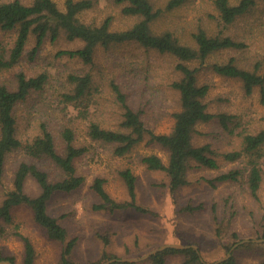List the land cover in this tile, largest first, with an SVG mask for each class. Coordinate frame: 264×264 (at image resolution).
<instances>
[{
    "label": "rangeland",
    "instance_id": "1",
    "mask_svg": "<svg viewBox=\"0 0 264 264\" xmlns=\"http://www.w3.org/2000/svg\"><path fill=\"white\" fill-rule=\"evenodd\" d=\"M22 1L31 3L32 0ZM55 1L60 8H64L65 0ZM167 1L151 0L155 8L162 9L165 8ZM109 15L112 16L113 29L129 27L137 20L136 17L124 15L122 5L115 3L114 0H95L94 6L79 16L86 23H100ZM263 21L264 0H259L251 12L226 26L219 20L213 0H186L176 9H164L152 23L154 31L171 30L181 41L192 45H196L192 33L199 27L205 28L210 35L222 31L245 43L242 48L224 49L213 54L202 66L200 82L210 84L205 99L208 109L215 114L224 112L232 117L228 122V128L222 125L218 116L197 125L194 143L210 142L219 154L221 167L208 169L191 166L188 172L189 183L175 193V199L169 191L168 177L165 173L151 171L141 161L143 155L157 153L166 162L168 160L166 149L158 144L143 141L131 152L121 156L115 155L110 144L93 141L87 136L86 120L79 118L70 123L77 131V144L89 147L76 161L79 173L84 174L86 180L76 190L56 192L48 201V211L68 229L70 237H77L70 258L72 264H93L104 253L109 254L110 258L102 261V264L114 258L140 259L149 251L170 243L194 244L203 255L200 264H220L219 260L229 253L225 250V245L233 246L245 239L247 240L245 242H264V173L257 196L252 193L243 178L237 181H223L216 186L210 185L204 178L214 177L219 172L231 168L243 169L246 175L244 166L249 158L248 154H244L239 160L227 161L222 153L240 149L246 133L257 132L264 127V104L260 101L259 88L248 94L239 78L215 73L208 65L235 57L239 66L255 69L256 65H259V72H263L264 28L260 25ZM15 35V31L2 32L0 41L11 47ZM34 44L35 37L31 36L19 64L0 77V81L14 86V78L19 70H24L30 76L42 71L50 75L44 90L33 94L19 110L24 131L29 132V121L36 125L38 116L45 110L51 128L54 129L56 136L57 134L60 136V128L66 120L61 116V111L54 108L57 107L58 94L69 85L67 79L70 73L85 71L91 72L101 85H106L107 81L114 77L123 85H126L127 80L126 87L138 99L140 106L147 102L148 94L156 81L157 102L145 105L144 117L156 132H169L172 129L173 112L179 109V105L177 93L165 84V78L175 75L172 71L175 60L170 56L141 49L132 43H124L109 49L99 46L95 63L92 65L84 64L67 55H59L60 50L83 45L80 39L69 40L64 34L56 40L47 37L35 59H31L30 51ZM140 91L146 92L145 97L139 95ZM111 95L112 92L104 88L102 93L97 94L101 111L110 112L99 117L98 113L101 112L99 110L93 118L99 117L106 125L116 127L119 113L113 100L111 101L113 98ZM44 98L50 104L48 107L41 106ZM70 110L71 114L77 112L76 109ZM56 142L58 150L63 152L64 146L58 136ZM19 156L11 157L8 177L0 184V200L7 190L12 188L11 164ZM260 162L264 169V156ZM45 166L49 168L52 180L60 178L55 167L47 164ZM127 167L131 168L137 177V203L148 211L143 212L136 208L98 209L97 205L101 200L91 187L94 179L97 176L105 178V188L110 195L119 202L127 201L128 189L120 174V170ZM26 189L34 195L40 191L38 183L32 178L28 179ZM187 204L203 206L198 210L184 211L182 208ZM13 214L14 222L5 224V233L0 234V252L6 256H14L15 264H24V242L16 234L18 231L32 239L37 251L36 264H61L63 243L47 236L43 227L35 222L32 209L21 204L13 210ZM234 233L239 235L237 240L233 236ZM104 236L109 238L108 244H105ZM262 247L235 250L239 264H258L264 258ZM181 260L180 254H171L168 257V264H180ZM112 261L107 264H111ZM133 262L150 264L147 258Z\"/></svg>",
    "mask_w": 264,
    "mask_h": 264
},
{
    "label": "trees",
    "instance_id": "2",
    "mask_svg": "<svg viewBox=\"0 0 264 264\" xmlns=\"http://www.w3.org/2000/svg\"><path fill=\"white\" fill-rule=\"evenodd\" d=\"M186 0H168L165 8H155L151 0H114L122 5L124 15L136 17L137 20L129 27L113 29L112 16H107L100 23H86L80 18V13L94 6L95 0H65L64 8H60L55 0H32L25 3L22 0L0 1V33L15 31L14 43L11 47L0 41V77L2 74L17 66L24 54L31 36L35 37V44L30 51V58L35 59L47 37L58 39L62 34L69 40L80 39L83 45L74 49L60 50L59 55H67L84 64H94L96 51L99 46L109 49L124 43H132L147 51H155L162 55L170 56L175 62L172 71L175 75L165 78V84L177 93L179 109L173 112L174 124L169 132H156L145 120V105L157 102L158 91L152 86L146 103L139 105V101L126 85L118 78H110L106 85L97 82L89 71L82 73L72 72L68 75L69 85L58 94L57 108L61 111L66 122L60 128V136L64 151L57 147V136L51 128L50 120L44 110L39 116L36 125L29 121V132L24 131L21 125L19 110L35 93L44 90L49 81V73L42 71L36 75H28L24 70H19L15 75V85L10 86L0 81V184L8 177V165L11 157L20 155L11 164L12 188L7 190L0 200V234L5 233V224L14 222L13 210L21 205L29 206L33 211L35 222L45 230L51 239L63 243L61 264H72L70 260L77 243V237H70L68 229L59 219L48 211V201L58 191L70 192L78 189L85 183V175L79 173L77 159L88 151L87 145L76 142L77 131L70 124L75 119L82 118L88 122L86 134L96 142L110 144L115 155H125L143 142L155 143L168 152L165 162L157 153L145 154L141 161L151 171H160L168 177V188L175 199V193L189 183L188 172L191 166L208 169H219L218 152L210 142L194 143V135L200 122H208L218 116L225 128L229 127L231 115L227 113L215 114L208 109L205 99L210 90L208 82H200L202 66L215 53L224 49H237L245 46L242 41L236 40L232 35L222 31L210 35L205 28L199 27L192 33L196 45L180 40L171 30L156 32L152 23L165 10H173L185 3ZM259 0H213L218 11L219 20L226 26L235 22L239 17L247 15L257 5ZM264 28V21L260 23ZM208 67L215 73L239 78L243 88L252 94L256 88L260 91V101L264 104V71L259 72V65L255 69H246L239 66L235 57L227 61L209 63ZM151 80L150 75H148ZM104 90L112 92L111 101L119 113L116 127L106 125L102 117L110 112L98 106L97 94ZM145 97L146 92L140 91L139 95ZM132 96V98H131ZM41 101V100H40ZM136 101V103L134 102ZM41 106L48 107L44 98ZM59 104V105H58ZM114 107V109H115ZM70 109H76V114H71ZM98 118L93 116L98 112ZM30 120V118H29ZM248 154L244 169L231 168L221 171L205 181L216 186L223 181L246 180L252 193L257 196L258 189L263 179V167L260 159L264 156V127L257 132H249L243 136L240 149L222 153L227 161L241 159ZM52 165L59 172L60 178L52 180L49 168ZM120 174L128 189L129 199L119 202L113 198L105 188V178L97 176L92 189L101 200L97 208L117 210L119 208H136L143 212L148 209L137 203L136 181L137 177L129 167L121 169ZM29 178L34 179L40 191L30 194L26 189ZM203 205L187 204L184 211H194ZM219 231V230H218ZM16 234L24 242V264H36L37 251L32 239L21 232ZM237 240L239 235L234 233ZM105 244L109 238L104 236ZM264 242L249 241L240 243L235 249L261 247ZM231 245H225L228 252ZM220 262V264H239L235 251ZM171 254H180V264H200L203 255L194 247L169 246L152 253L148 258L150 264H168ZM110 258L104 253L93 264H102ZM9 260L15 264V257L4 255L0 252V261ZM133 261H112L111 264H133ZM258 264H264V258Z\"/></svg>",
    "mask_w": 264,
    "mask_h": 264
},
{
    "label": "water",
    "instance_id": "3",
    "mask_svg": "<svg viewBox=\"0 0 264 264\" xmlns=\"http://www.w3.org/2000/svg\"><path fill=\"white\" fill-rule=\"evenodd\" d=\"M245 241H247V240L245 239V240H241V241L235 243V244L231 247V249H230L228 255H227L226 257H224L223 259H220L219 261H222V260H224L225 258L229 257L230 254H231V252H232V250H233L235 247H237L240 243H243V242H245ZM169 246L180 247V248L189 247V246H194V247L197 248V246L194 245V244H190V245H183V244H177V243L164 244V245H162V246H160V247H158V248H155V249L149 251V252L146 253L143 257H141L140 259L148 258L152 253H154V252H156V251H158V250L164 249V248H166V247H169ZM140 259L114 258V259H111V260L106 261V262L103 263V264H107V263H109V262L112 261V260L135 261V260H140ZM217 262H218V261H217ZM5 263L11 264V262H10L9 260H1V261H0V264H5Z\"/></svg>",
    "mask_w": 264,
    "mask_h": 264
}]
</instances>
